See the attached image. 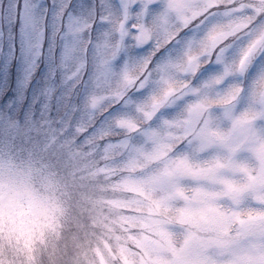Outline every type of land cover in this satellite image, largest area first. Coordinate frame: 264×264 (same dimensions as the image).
<instances>
[{
  "label": "snow or ice",
  "instance_id": "obj_1",
  "mask_svg": "<svg viewBox=\"0 0 264 264\" xmlns=\"http://www.w3.org/2000/svg\"><path fill=\"white\" fill-rule=\"evenodd\" d=\"M0 264H264V0H0ZM70 243H51L69 201Z\"/></svg>",
  "mask_w": 264,
  "mask_h": 264
},
{
  "label": "rangeland",
  "instance_id": "obj_2",
  "mask_svg": "<svg viewBox=\"0 0 264 264\" xmlns=\"http://www.w3.org/2000/svg\"><path fill=\"white\" fill-rule=\"evenodd\" d=\"M16 173L18 180H27L43 195L51 196L60 201L68 200L67 193L75 196L71 176L58 167L54 160L45 158L40 160L31 156L27 149L17 150L13 155H0V169L7 175L9 168ZM79 209L75 200L69 201L67 215L63 219V228L58 232H49L47 239L51 243L59 242L63 245L70 243L78 230Z\"/></svg>",
  "mask_w": 264,
  "mask_h": 264
}]
</instances>
